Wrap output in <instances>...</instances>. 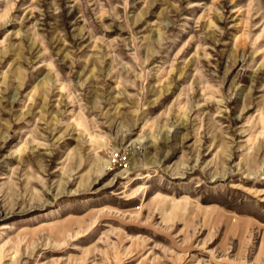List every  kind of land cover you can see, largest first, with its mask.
<instances>
[{
  "label": "rangeland",
  "instance_id": "obj_1",
  "mask_svg": "<svg viewBox=\"0 0 264 264\" xmlns=\"http://www.w3.org/2000/svg\"><path fill=\"white\" fill-rule=\"evenodd\" d=\"M0 264H264V0H0Z\"/></svg>",
  "mask_w": 264,
  "mask_h": 264
}]
</instances>
